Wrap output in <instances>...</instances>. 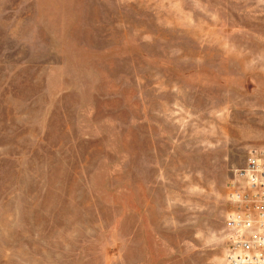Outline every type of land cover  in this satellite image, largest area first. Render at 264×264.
<instances>
[{"label": "rangeland", "instance_id": "1", "mask_svg": "<svg viewBox=\"0 0 264 264\" xmlns=\"http://www.w3.org/2000/svg\"><path fill=\"white\" fill-rule=\"evenodd\" d=\"M264 145V0H0V264H225Z\"/></svg>", "mask_w": 264, "mask_h": 264}, {"label": "built area", "instance_id": "2", "mask_svg": "<svg viewBox=\"0 0 264 264\" xmlns=\"http://www.w3.org/2000/svg\"><path fill=\"white\" fill-rule=\"evenodd\" d=\"M229 193L225 264H264V145L252 148Z\"/></svg>", "mask_w": 264, "mask_h": 264}, {"label": "crops", "instance_id": "3", "mask_svg": "<svg viewBox=\"0 0 264 264\" xmlns=\"http://www.w3.org/2000/svg\"><path fill=\"white\" fill-rule=\"evenodd\" d=\"M223 239H224V229H223ZM224 241V240H223Z\"/></svg>", "mask_w": 264, "mask_h": 264}]
</instances>
